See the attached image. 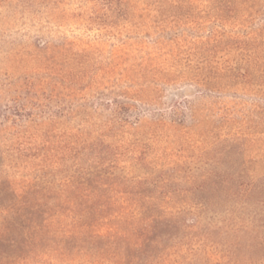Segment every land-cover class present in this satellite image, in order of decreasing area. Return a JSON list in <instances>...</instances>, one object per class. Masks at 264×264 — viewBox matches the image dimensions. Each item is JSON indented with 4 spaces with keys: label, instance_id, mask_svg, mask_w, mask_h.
<instances>
[{
    "label": "rangeland",
    "instance_id": "1",
    "mask_svg": "<svg viewBox=\"0 0 264 264\" xmlns=\"http://www.w3.org/2000/svg\"><path fill=\"white\" fill-rule=\"evenodd\" d=\"M262 180L264 0H0V190H50L52 227L1 264L125 263L152 217L140 264H264L213 193ZM72 190L115 202L97 241L58 229L103 203Z\"/></svg>",
    "mask_w": 264,
    "mask_h": 264
},
{
    "label": "trees",
    "instance_id": "2",
    "mask_svg": "<svg viewBox=\"0 0 264 264\" xmlns=\"http://www.w3.org/2000/svg\"><path fill=\"white\" fill-rule=\"evenodd\" d=\"M214 183L216 184V182ZM49 191L50 190L28 189L15 192V190H0V213L4 212L5 215L8 216V218L4 217V223L0 226V262L1 257L7 256L3 254L4 248L8 246H13V249L21 254L25 253L26 255H37L42 252L41 249L44 246L43 242L51 240L49 237L52 228L51 222L48 221L47 217L42 219V221H45V224H42V221L40 220V218H42L41 216L43 214L46 215L51 209V207L47 204V199L51 197L49 195ZM72 191V195H65V202L78 201L79 199L87 201L96 198L100 200L102 199L100 198L102 196L104 197V200H101L103 203L99 204L100 208L96 205L85 206V208L93 209L92 213H90L91 216H89L88 221L79 222L76 220L69 225H59L58 229L66 233L68 232L69 234H78L83 231L82 227L84 226L86 228L85 231L89 232V235L87 236L92 238V240L97 241L102 236V233L98 230L101 225L98 222V219L103 218L104 216H102V211H106L108 213V208H105H110L115 202H108V200H106L107 197L104 196L105 194L103 193V190ZM221 191L224 193V196L221 194ZM213 193L214 198L216 199L215 203L218 205L222 204L219 203L221 201L232 202V206L227 209V226L230 229H233L236 236L241 232L246 237V240L241 243L239 247L237 246L238 248H235L237 254L241 252L242 247L249 252L248 256H261L264 258V180L259 183L250 181L246 184L245 190H214ZM80 204L81 202L77 204L73 202L71 207H65V209L72 212L73 208ZM74 217L75 215L72 214L71 219L73 220ZM147 217L149 218L150 216ZM152 221V224L146 223L143 227V231L137 232L136 240L130 243L136 247L135 252L138 253L130 256L131 258L127 259V262L125 263L115 261V264H128L129 262L132 264H140L141 251H147V249L151 246L153 250L156 251L157 247L154 246L153 243L150 244V240L152 239L148 236V233L155 229L157 224L159 225L162 221H157L153 217ZM115 229L117 231H121L119 226ZM8 234H10L9 237H7ZM125 238H128V235H125L124 239ZM83 240L84 239H81V241ZM227 251L228 254H224V256L230 260V258L233 257L232 253L234 252L230 253L229 251L231 250ZM19 253L17 254V257H21ZM101 253L102 252H100V254ZM60 254L61 256L65 255L64 253ZM71 255V252H67V256ZM101 257L106 260L109 259V257L113 259L121 258V256H119V252H114L109 257L104 255ZM160 261L161 255L150 253L148 254V258L145 259L144 264H161ZM10 263L15 264L14 261Z\"/></svg>",
    "mask_w": 264,
    "mask_h": 264
}]
</instances>
